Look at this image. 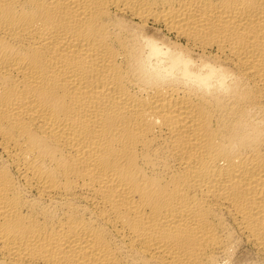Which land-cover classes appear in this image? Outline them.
<instances>
[{
    "label": "bare ground",
    "instance_id": "bare-ground-1",
    "mask_svg": "<svg viewBox=\"0 0 264 264\" xmlns=\"http://www.w3.org/2000/svg\"><path fill=\"white\" fill-rule=\"evenodd\" d=\"M0 264H264V0H0Z\"/></svg>",
    "mask_w": 264,
    "mask_h": 264
},
{
    "label": "clouds",
    "instance_id": "clouds-1",
    "mask_svg": "<svg viewBox=\"0 0 264 264\" xmlns=\"http://www.w3.org/2000/svg\"><path fill=\"white\" fill-rule=\"evenodd\" d=\"M155 40H156V38L155 37H152L150 35H146L144 37V41L146 42V44L149 43V42H155Z\"/></svg>",
    "mask_w": 264,
    "mask_h": 264
},
{
    "label": "rangeland",
    "instance_id": "rangeland-1",
    "mask_svg": "<svg viewBox=\"0 0 264 264\" xmlns=\"http://www.w3.org/2000/svg\"><path fill=\"white\" fill-rule=\"evenodd\" d=\"M246 250V249H245Z\"/></svg>",
    "mask_w": 264,
    "mask_h": 264
}]
</instances>
